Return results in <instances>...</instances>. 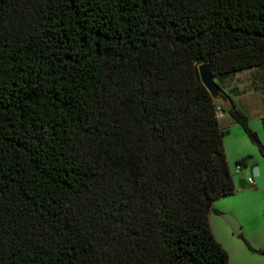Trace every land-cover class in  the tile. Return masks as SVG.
<instances>
[{
	"label": "trees",
	"instance_id": "16d2710c",
	"mask_svg": "<svg viewBox=\"0 0 264 264\" xmlns=\"http://www.w3.org/2000/svg\"><path fill=\"white\" fill-rule=\"evenodd\" d=\"M208 62L264 66V0H0V264H230Z\"/></svg>",
	"mask_w": 264,
	"mask_h": 264
},
{
	"label": "rangeland",
	"instance_id": "374dc122",
	"mask_svg": "<svg viewBox=\"0 0 264 264\" xmlns=\"http://www.w3.org/2000/svg\"><path fill=\"white\" fill-rule=\"evenodd\" d=\"M244 76V72H236L226 76H217L214 80L226 93L230 91V87L238 84V80ZM228 122V119L227 121L224 120L222 125H228ZM249 125L252 133L258 134L260 145L254 143L241 126L236 123L224 128L228 131L224 139L225 152L237 192L232 196L216 201L214 206L215 209L224 208L225 206L227 210L232 212L225 214L236 218L244 229L243 238L236 237L228 224L231 229L230 241H223L227 249L223 248L229 254L230 264H264V155L261 152V147L264 148V127L262 121L254 116L249 119ZM243 160L246 161V164L242 165V168L237 172V163ZM256 166L260 168L263 174L260 185L256 187L257 189H254L255 191L244 190L249 185L246 184L247 182H243V175L250 173ZM251 178L257 181V178ZM245 181H248V179H245ZM214 228L215 234L222 240L216 225H214ZM243 252L249 256H245Z\"/></svg>",
	"mask_w": 264,
	"mask_h": 264
},
{
	"label": "crops",
	"instance_id": "0c3cea01",
	"mask_svg": "<svg viewBox=\"0 0 264 264\" xmlns=\"http://www.w3.org/2000/svg\"><path fill=\"white\" fill-rule=\"evenodd\" d=\"M245 76L242 79L238 80V84H235V86L230 87V91L226 92L230 97L234 100L236 106L242 110L248 117L249 119L254 116L256 119L260 120L263 122L264 120V66L260 67H254L251 69H248L246 71H243ZM225 118V119H224ZM223 119L229 122L227 123L228 125L223 126L222 121H220V124L222 128H227L233 125L234 121L233 119L226 114V116ZM262 172L260 171L259 167H255L250 173L244 174L243 175V182H247L249 188H245L244 190H254L257 189L256 187L260 185V180L262 178ZM251 177L257 178V181H255L254 185H251L248 183V181H245V179H249ZM236 187V185H235ZM252 187H255L252 189ZM255 191V190H254ZM237 192V189H236ZM235 192V193H236ZM234 193V194H235ZM232 196V195H231ZM229 197V196H228ZM227 198V197H225ZM220 200V199H219ZM215 207V206H214ZM220 213H232L227 208H219L216 209ZM212 217H210V222L212 229L214 230V225H216L222 240H220L217 235H214L218 242L225 248L224 242H229L230 241V236H231V229L228 225V223L222 219L221 214H212ZM245 256H249L247 253H244Z\"/></svg>",
	"mask_w": 264,
	"mask_h": 264
},
{
	"label": "water",
	"instance_id": "95a60500",
	"mask_svg": "<svg viewBox=\"0 0 264 264\" xmlns=\"http://www.w3.org/2000/svg\"><path fill=\"white\" fill-rule=\"evenodd\" d=\"M198 69L201 81L209 91L212 98L216 102L220 103L226 111H231L234 108L233 99L227 93H225L215 82L213 65L208 62L205 64H201ZM249 137L257 145L261 144L257 133H252L251 135H249ZM221 217L230 225L233 230V234L236 237H240L242 235L244 229L236 218L225 213L221 214Z\"/></svg>",
	"mask_w": 264,
	"mask_h": 264
},
{
	"label": "built area",
	"instance_id": "2783aa9c",
	"mask_svg": "<svg viewBox=\"0 0 264 264\" xmlns=\"http://www.w3.org/2000/svg\"><path fill=\"white\" fill-rule=\"evenodd\" d=\"M226 116V113L224 112V108L220 105L218 106L217 108V117L218 119L222 120L224 117ZM242 168L241 165H238V169H237V172H239V170ZM248 183L251 184V185H254L255 184V181L253 178H249L248 179Z\"/></svg>",
	"mask_w": 264,
	"mask_h": 264
}]
</instances>
